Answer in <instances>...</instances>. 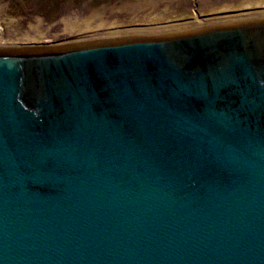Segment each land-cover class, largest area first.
<instances>
[{
    "label": "water",
    "instance_id": "95a60500",
    "mask_svg": "<svg viewBox=\"0 0 264 264\" xmlns=\"http://www.w3.org/2000/svg\"><path fill=\"white\" fill-rule=\"evenodd\" d=\"M0 264H264V18L0 47Z\"/></svg>",
    "mask_w": 264,
    "mask_h": 264
},
{
    "label": "rangeland",
    "instance_id": "374dc122",
    "mask_svg": "<svg viewBox=\"0 0 264 264\" xmlns=\"http://www.w3.org/2000/svg\"><path fill=\"white\" fill-rule=\"evenodd\" d=\"M247 1L250 4L255 2V0H0V42H3L0 46H65L243 21L240 18L225 21L214 19L213 22L212 19L204 23L205 25L196 24L186 29L173 31L170 29L165 30L166 32L138 33L123 37L103 34L110 29L142 25L145 21L166 24L190 21L194 17L209 18L223 11L233 13L242 6H247ZM255 6L263 5L253 7Z\"/></svg>",
    "mask_w": 264,
    "mask_h": 264
},
{
    "label": "bare ground",
    "instance_id": "6f19581e",
    "mask_svg": "<svg viewBox=\"0 0 264 264\" xmlns=\"http://www.w3.org/2000/svg\"><path fill=\"white\" fill-rule=\"evenodd\" d=\"M254 4H250L247 1V6H242L241 9H238L237 12H229V11H220L221 14H216L213 15L212 17L209 18H203V19H198V18H193V20L190 21H183V22H170L166 24H155V23H150V22H144L142 25L138 26H131L129 28H116V29H110L109 31L104 32L103 34H111L113 36H126V35H132V34H138V33H155V32H166L165 30H179V29H186L188 27H193L194 25H205L204 23H207L208 21L213 19H218V20H231V19H245V18H262L264 17V0H255L253 2ZM263 5L260 7H253L254 5ZM227 12V13H226ZM146 18V17H145ZM154 19V18H153ZM148 20V18H147ZM155 20V19H154ZM149 21V20H148ZM102 23V22H101ZM100 23V24H101ZM103 24V23H102ZM109 28V27H108ZM80 29V28H79ZM70 32V31H69ZM101 33V32H100ZM96 34V33H94ZM124 34V35H123ZM156 34V33H155ZM3 40V39H2ZM3 42L1 41L0 44ZM2 47V46H0ZM5 47V46H4Z\"/></svg>",
    "mask_w": 264,
    "mask_h": 264
}]
</instances>
